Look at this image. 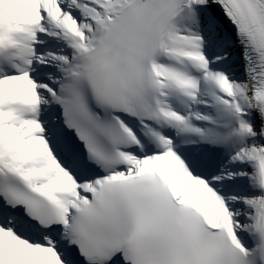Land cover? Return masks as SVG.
<instances>
[{"label": "snow or ice", "instance_id": "snow-or-ice-1", "mask_svg": "<svg viewBox=\"0 0 264 264\" xmlns=\"http://www.w3.org/2000/svg\"><path fill=\"white\" fill-rule=\"evenodd\" d=\"M0 264H264V0H0Z\"/></svg>", "mask_w": 264, "mask_h": 264}]
</instances>
